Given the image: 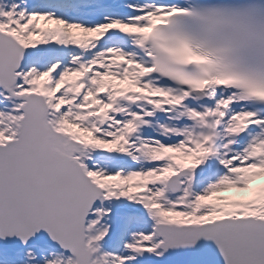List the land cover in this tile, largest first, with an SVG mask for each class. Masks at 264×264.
Here are the masks:
<instances>
[{"label":"snow or ice","instance_id":"1","mask_svg":"<svg viewBox=\"0 0 264 264\" xmlns=\"http://www.w3.org/2000/svg\"><path fill=\"white\" fill-rule=\"evenodd\" d=\"M0 264H264V0H0Z\"/></svg>","mask_w":264,"mask_h":264}]
</instances>
